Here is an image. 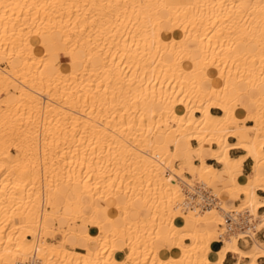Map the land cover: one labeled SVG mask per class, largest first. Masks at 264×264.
Instances as JSON below:
<instances>
[{"label": "bare ground", "instance_id": "bare-ground-1", "mask_svg": "<svg viewBox=\"0 0 264 264\" xmlns=\"http://www.w3.org/2000/svg\"><path fill=\"white\" fill-rule=\"evenodd\" d=\"M127 2L0 0V264H259L257 237L218 238L232 210L264 228V0ZM184 170L227 180L216 207Z\"/></svg>", "mask_w": 264, "mask_h": 264}, {"label": "built area", "instance_id": "built-area-1", "mask_svg": "<svg viewBox=\"0 0 264 264\" xmlns=\"http://www.w3.org/2000/svg\"><path fill=\"white\" fill-rule=\"evenodd\" d=\"M182 187L186 198L189 199L192 204H196L198 208L202 210H207L211 207H216L218 203V198L213 191L212 187L208 184L197 180H191V183H183ZM260 213V210H259ZM262 214V213H260ZM224 218V234L219 235L220 242L223 243V238L237 233H242L244 236L239 242H244L248 240L253 241L254 237L258 238V235L262 233V230H259L258 223L260 221L259 216L253 215L249 209L246 210H232L226 212L223 215ZM20 264H47L46 261L39 256L36 251L31 253L29 260L24 261Z\"/></svg>", "mask_w": 264, "mask_h": 264}, {"label": "rangeland", "instance_id": "rangeland-1", "mask_svg": "<svg viewBox=\"0 0 264 264\" xmlns=\"http://www.w3.org/2000/svg\"><path fill=\"white\" fill-rule=\"evenodd\" d=\"M132 0H129V2H127V3H129V5H130V7H128L127 8V10H132V9H137V5H138V2H136V0H133L132 2H131ZM103 3H104V6H103V8L105 9L104 10V12H107L108 11V0H103ZM135 6V7H134ZM110 8V7H109ZM107 9V10H106ZM110 9H113V7H111ZM79 13V12H78ZM80 13H81V11H80ZM96 13V12H95ZM90 14V13H89ZM86 15H87V13H86ZM90 16V15H89ZM50 56V58H51V55H49ZM65 55H62L61 57L63 58ZM62 61V60H61ZM2 67H4V68H6L7 70L8 69H10V67H9V65L6 63V62H3L2 64H0ZM19 89V84H17V85H15V87L13 88V90L14 91H17ZM240 123H237L236 125H239ZM247 124H253V122H250V121H248L247 122ZM19 126V125H18ZM68 126H71V121L70 120H67V127ZM77 128H79V129H82L83 128V125H81V124H79L78 126H77ZM68 130H70V127H69V129ZM8 137V138H7ZM11 136H4L3 138L8 142V144L11 146V147H9V149H10V151H12L13 153H15V155H17L18 157H19V150H17V149H15L14 147H15V143H16V147H18L17 145H19V142H21V140L23 139H20L19 138V134H18V139H17V137L16 138H13V140H12V138H10ZM24 137V136H23ZM44 139H43V141L45 142V144H43V148L42 149H40L41 150V152H40V150L39 149H37V150H39V153H38V151L36 150V152H35V149H33V147H31L30 148V152L28 151L27 153H29V156L30 157H36L35 155H36V153H38L37 154V156H40L42 153H45L44 155L45 156H47V155H49V153L52 151L50 148H49V145L47 144V142L49 143L50 142V140L49 139H51L49 136H45V137H43ZM10 140H11V143H10ZM20 140V141H19ZM230 141H231V138H230ZM192 143H193V145L194 146H196L197 145V142L196 141H192ZM47 147V148H46ZM18 149H19V147H18ZM34 150V151H33ZM34 153H33V152ZM30 153H32V154H30ZM2 155V154H1ZM0 155V162H2V161H4V158L2 157ZM17 157V158H18ZM2 158H3V160H2ZM197 164L199 163V161H195ZM181 162L180 161H175V167L177 168V169H179V170H181ZM11 165H14V164H11ZM19 165V164H18ZM18 165H17V167H18ZM216 166H218V167H220V165L219 164H217ZM19 168V167H18ZM6 170V169H5ZM7 171V170H6ZM6 171H4V172H6ZM185 172V173H184ZM182 177H184V178H186V179H190V180H197L198 179V177L195 175H191V174H189V173H187L185 170L183 171V174H182ZM193 178V179H192ZM212 187V189H213V191L217 194V188L216 187H214L213 185L211 186ZM241 197H242V199H240L238 202H236V205H242V204H244L245 203V197L243 196V195H241ZM264 216V215H263ZM138 218V217H137ZM28 237V236H27ZM30 239H32L33 241H34V238L33 237H29ZM259 239V238H258ZM49 242H51L52 240H51V238H48L47 239ZM260 240V239H259ZM218 241H219V238H218ZM260 241H263V240H260ZM222 243V242H221ZM224 243V242H223ZM222 243V244H223ZM246 245H247V248L246 249H249L250 248V246H251V244H248V243H245ZM162 254V252H160V255ZM243 263L244 262H246V261H242ZM147 264H149V263H147Z\"/></svg>", "mask_w": 264, "mask_h": 264}, {"label": "crops", "instance_id": "crops-1", "mask_svg": "<svg viewBox=\"0 0 264 264\" xmlns=\"http://www.w3.org/2000/svg\"><path fill=\"white\" fill-rule=\"evenodd\" d=\"M62 55H65V56L62 58V57H61ZM62 55H60L61 60H62L61 62H62L63 64H67V63H68V57H67V55H66V54H62ZM212 112L215 113V114H220V113H221V111H220L219 109H216V108H213ZM234 141H235V139H234V138H231V142H234ZM231 154H232L234 157H240V156H242V155L245 154V151H243V150H241V149H234V150H231ZM209 161H210L211 163H213L214 165H217V164H218V163H217L215 160H213V159H209ZM219 165H220V164H219ZM220 167H221V165H220ZM253 167H254V161H253L251 158L245 160L244 165H243V171H242V173H243L245 176H248V175L252 174V172H253ZM224 182H227V180L219 181V182H215V183L213 184V186H214V187H217V186H219V185L224 184ZM211 186H212V185H211ZM258 193H259V195L261 196V198L264 199V191H262V190H258ZM112 207H114V203L112 204ZM113 213H114V216H115V215H116V211H115L114 209H113ZM260 213L264 214V208H260ZM263 229H264V228H263ZM99 232H100V230H99V228H98L97 226H91V227H89V233H90L91 235H97V234H99ZM258 238H259L260 240H263V241H260ZM258 238H256V239L259 240L261 243H264V230L262 231L261 234L258 235ZM245 243L251 244V246H250L249 249H246V248H247V245H246ZM245 243H244V242H239L240 247H241L242 249H244V250H250V249L252 248L253 244H254V240H253L252 242H250V241H248V240H245ZM236 261H237V258H236L233 254H228L227 257H226V259H225L224 264H235ZM247 261H248V260H247ZM247 261H246V262H247ZM246 262H244V263H246ZM258 262H259V264H264V256H263V257H260V258L258 259ZM244 263L242 262V264H244Z\"/></svg>", "mask_w": 264, "mask_h": 264}]
</instances>
